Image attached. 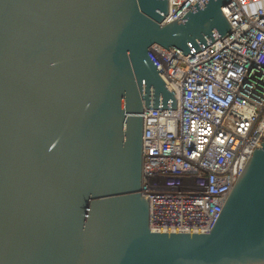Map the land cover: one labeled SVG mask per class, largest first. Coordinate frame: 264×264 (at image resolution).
Returning <instances> with one entry per match:
<instances>
[{"label": "water", "instance_id": "water-1", "mask_svg": "<svg viewBox=\"0 0 264 264\" xmlns=\"http://www.w3.org/2000/svg\"><path fill=\"white\" fill-rule=\"evenodd\" d=\"M200 0H0V264H264V131L207 234L150 230L143 113L177 110L152 50L233 33Z\"/></svg>", "mask_w": 264, "mask_h": 264}, {"label": "built area", "instance_id": "built-area-1", "mask_svg": "<svg viewBox=\"0 0 264 264\" xmlns=\"http://www.w3.org/2000/svg\"><path fill=\"white\" fill-rule=\"evenodd\" d=\"M200 0H168L161 25ZM233 33L187 55L154 47L177 110L143 113L150 230L207 234L264 131V0L222 9Z\"/></svg>", "mask_w": 264, "mask_h": 264}]
</instances>
